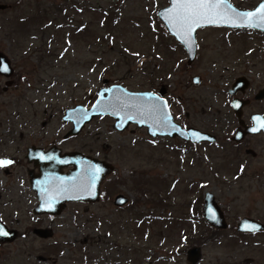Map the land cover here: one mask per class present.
<instances>
[{
    "label": "rangeland",
    "instance_id": "rangeland-1",
    "mask_svg": "<svg viewBox=\"0 0 264 264\" xmlns=\"http://www.w3.org/2000/svg\"><path fill=\"white\" fill-rule=\"evenodd\" d=\"M228 1L238 9L250 10L261 0ZM0 3L10 5L0 12V51L8 55L15 70V84L11 88L3 90L5 85L0 80V135L14 130L18 138L19 134L24 138L36 131L48 134L54 131L51 135L56 136L59 130L63 133L70 130L71 124L61 120L65 110L76 105L91 107L97 91L104 87V79L109 85L120 84L133 92L158 93L165 89L169 107L171 103L178 104L172 108V116L179 123L202 131V84L195 86L191 82L195 76L202 79V44L223 50H264V37L260 33L201 29L197 32L196 59L188 65L182 47L157 18V11L167 7L169 0H0ZM53 4L63 7L66 19L60 14L52 25L50 18L31 27L19 20L20 25L15 23L22 12L29 13L36 5L52 12L49 7ZM107 7L116 8L121 21L119 32L114 34L113 49H99L86 36L69 35L72 28L99 19L94 9ZM7 21L13 32L11 39L3 34ZM99 24L95 23L97 27ZM239 35H246L244 45ZM224 36H229L226 44L220 42ZM123 56L130 58L129 65ZM120 78L124 81L115 83ZM184 111L188 112V119L184 118ZM113 123L110 116L95 118L75 141L64 143L62 148L112 164L114 171L103 187L111 190V200L117 194L129 198V206L115 210L112 202L101 201L93 206H70L68 213L72 216L35 221L24 214L29 198L26 199L27 194L19 185L22 195L3 194L4 199L16 201L4 209L1 221L15 229L18 237L0 243V264L148 263L147 256L138 259L126 254L133 244L146 245L147 255L157 254L160 258L157 264H188L187 251L191 248L200 249L202 258L196 264H247L254 250L249 238L236 237L235 225L243 217L264 222V172L219 167L213 176L214 171L202 168V146L183 147L168 138L152 139L146 129L136 125L118 132ZM25 143L22 139L19 146ZM14 149L9 148L4 156H13ZM14 171L13 177L0 172V187L20 179L17 176L20 170ZM142 190L148 192L143 194ZM207 191L214 194L227 214L232 230L217 236L208 230L202 218V198ZM148 193L154 194L153 197H148ZM159 197L165 201H157ZM149 215L151 222L145 220ZM33 228L48 229L49 233L38 237ZM84 238L91 239L83 246L87 250H79L75 244ZM260 258L264 261V256Z\"/></svg>",
    "mask_w": 264,
    "mask_h": 264
},
{
    "label": "flooded vegetation",
    "instance_id": "flooded-vegetation-1",
    "mask_svg": "<svg viewBox=\"0 0 264 264\" xmlns=\"http://www.w3.org/2000/svg\"><path fill=\"white\" fill-rule=\"evenodd\" d=\"M206 30H227L229 32L237 33L253 31L250 29L209 27L202 29V32ZM260 34V37H264L263 33ZM245 36L246 35L238 36L242 45L247 42L244 38ZM215 38L217 39L219 37ZM228 38L229 36H224L221 38L220 42L226 44L228 43ZM6 56L8 57V55ZM8 59L10 66L14 70L9 57ZM195 77L199 80L198 85L202 84V131L197 128L187 126L188 124L179 123L178 119H175L173 116L172 117L174 123L180 126L181 129L187 130L189 128H194L202 132V137H204L202 142L196 144L191 141H185L179 137L159 138H168L169 140L178 142L183 147L202 146V168L208 167L210 170L214 171L213 176L217 175L215 171L220 169L219 167H221V169H232L238 171L253 170L264 172V127L261 126V124L264 123V50H255V48L223 50L214 48L212 45L207 47L202 44V79L199 76ZM192 79L193 77L191 78V82ZM0 80L5 85L3 90L6 91L9 87L11 88V86L15 84V70L10 78L0 76ZM7 84H9V86H7ZM166 94L167 91L165 90L164 97ZM175 106H178V104L173 106L171 103V108L168 104L170 113L172 112V108ZM179 110H182L180 109V106ZM183 115L185 119H188L189 114L187 111H184ZM45 123H47V121H45L42 125H45ZM253 128H256L257 130L252 131ZM70 130L64 133L59 130L56 136L51 135L54 131L50 134L42 131H36L34 132L35 135L33 133L23 138V135L19 134L20 136L18 138L17 133L14 130H7L4 132V135H0V160L12 161L10 164L0 166V172H2L5 176L13 177V175L16 174L14 170H20L17 174L20 179L17 178V180L11 182L7 181L10 183L4 184L0 187V198L2 197L0 199V220L4 209H6L9 204H14V201H16L13 199H4L3 194H7L8 196L16 195V193L22 195V192L18 189L19 185H21L24 194H27L26 199L29 198V206L32 204L30 208H28V206L24 209L27 210L24 214L27 213L26 216L35 218V221L72 216V213H68L70 206H93L99 204L101 201H107L109 203L112 202L115 210H121L129 206V198L123 194H117L111 200V190L109 188H106V190L104 189V180L100 186L99 199L95 203L67 202L64 204L59 215L51 213L38 214L35 211L37 205L39 204V199L38 190L35 189L33 185V179L40 175V155H45L50 151L58 152L60 155L77 152L73 149L64 150L62 148L64 143L75 141L77 136L80 134L79 133L76 136H67ZM22 139L26 143L19 146ZM12 146L15 147L13 156H4L5 152H8L7 150ZM72 169L73 167L62 168L61 172L63 174H67ZM206 193L213 194L209 191L204 192L203 194V219V206ZM119 195L128 199V202L120 207L115 205V199ZM214 201L220 208L225 218L227 228L220 230L210 226L205 219L204 221L206 222L208 229L216 230L214 235L217 236L224 231L232 230L233 226L228 224L227 214L223 212L222 208L217 203L215 196ZM243 218H250L264 224V222L252 217ZM241 219H239L238 222ZM237 223L235 225L236 237L249 238L251 249L254 250V255L251 258H248L246 263L264 264V261L260 258L264 256V231L239 233L237 231ZM8 229L16 232V239L18 237V232L13 228ZM36 230L45 232L46 236L49 233L48 229L42 230L41 228H33L34 235L38 237L41 236L36 234ZM90 240L91 239L84 238L81 241L87 246ZM199 246H202V243H199ZM187 263L191 264L188 261Z\"/></svg>",
    "mask_w": 264,
    "mask_h": 264
},
{
    "label": "water",
    "instance_id": "water-1",
    "mask_svg": "<svg viewBox=\"0 0 264 264\" xmlns=\"http://www.w3.org/2000/svg\"><path fill=\"white\" fill-rule=\"evenodd\" d=\"M264 5L261 0L253 9L241 10L225 0L223 10L231 18L229 21H217L208 23L201 20L192 25V31L186 34V29L174 21L176 9L174 0H169V5L157 11V18L166 32L182 46L187 54V64L190 65L196 58L197 32L209 27H223L228 29H251L264 34V20L261 16L264 12L258 11ZM230 6V8L228 7ZM10 5L0 3V12L6 11ZM254 13L252 18H240L235 13ZM7 66V72H0V76L10 78L14 71L10 66L7 56L0 51V66ZM192 83L198 85L199 80L193 77ZM104 87L97 91V98L86 108L76 105L65 110L62 117L64 123L71 124V130L67 136L78 135L85 125L93 119L110 116L114 119L113 128L124 131L129 125L146 129L147 135L153 139L159 137H179L192 143H201L202 132L194 128L181 129L173 121L167 101L163 97L165 89L158 93L151 91L133 92L119 84L109 85L108 80L102 81ZM9 86V84H7ZM73 167L67 174L61 172L62 168ZM99 169L97 172L96 170ZM40 175L33 179L34 188L38 190L39 204L35 211L38 214L51 213L59 215L67 202L95 203L100 196L102 182L114 171V166L102 160L85 156L79 152L66 153L50 151L40 155ZM128 202V199L119 195L115 199V205L120 207ZM203 217L206 222L217 229L227 228L225 218L214 201L211 193L205 194ZM0 230L7 233L0 235V243L11 242L16 237L14 230H9L0 220ZM239 233H253L264 231V224L250 219L242 218L237 224ZM36 234L45 237L46 233L36 230ZM200 249L191 248L187 252V261L196 264L200 260Z\"/></svg>",
    "mask_w": 264,
    "mask_h": 264
},
{
    "label": "trees",
    "instance_id": "trees-1",
    "mask_svg": "<svg viewBox=\"0 0 264 264\" xmlns=\"http://www.w3.org/2000/svg\"><path fill=\"white\" fill-rule=\"evenodd\" d=\"M25 7V6H24ZM23 7V9H24ZM72 7H76V5H72ZM52 12H48V10H46V8L44 9L41 5H36L34 8L30 9V12H25V14H23L22 12V16L18 17L17 21L15 22L16 24L20 25L23 24L26 27H31V26H38L42 20H48L49 18L52 19V22L50 25L53 24V21H56L57 19V15L62 16V18L66 19L67 14L65 12V10L63 9L62 6L57 5V4H53L52 6L49 7ZM21 11V10H20ZM25 11V10H24ZM90 11H92V9H90ZM94 12L99 15V19H97L96 21H94L93 24H83L82 26H77L75 29L72 28L69 31V35L72 37H83L86 36L87 38H89L90 42H93V46L95 44L96 47H98L99 49H102V47H106V48H110L113 49L115 47V37L114 34H116L117 32H119L118 29V23L121 22L119 20V16H118V10L116 8H97L94 9ZM20 13V12H19ZM18 13V15H19ZM18 20L20 22V24L18 23ZM100 22V24H99ZM96 24H99V27H97ZM2 25V23H1ZM0 25V26H1ZM6 31L3 32V34L5 35L4 37L11 39L13 36V32L11 31V26L8 24H6ZM2 28L0 27V30ZM84 32H86V34H84ZM117 39V38H116ZM137 53V52H136ZM123 61H125L126 65H129L131 63L130 58L128 57H124L123 56ZM124 81V78H120V80L115 81V83L118 82H122ZM144 186V184H142L140 186V188ZM143 194H146L148 191L146 190H142L141 191ZM154 194H150L148 193L147 196L152 198ZM160 199H158L157 201L161 200V201H165V199L159 197ZM145 220L151 222L152 220V215H149V217L145 218ZM127 228V226H126ZM121 228H118V230ZM123 230V229H122ZM209 231H211L212 233H215L216 230L213 229H208ZM117 231V230H116ZM113 233V232H112ZM131 234V233H130ZM143 242H145V240H143ZM147 244V242H146ZM75 246H78L79 250L80 248H84V250H87L85 247L86 246L82 241L79 242V244H75ZM148 247L145 245V247H138L137 245H131L129 250H127L126 254L129 257L132 256H137L138 259H140L141 257H148V263L146 262H142L140 264H157L158 260L160 259L159 256H157V254L152 253L151 255H147L146 251ZM148 251V250H147ZM86 260H87V256H86ZM120 260H117V262L119 263ZM122 262V260H121Z\"/></svg>",
    "mask_w": 264,
    "mask_h": 264
},
{
    "label": "snow or ice",
    "instance_id": "snow-or-ice-1",
    "mask_svg": "<svg viewBox=\"0 0 264 264\" xmlns=\"http://www.w3.org/2000/svg\"><path fill=\"white\" fill-rule=\"evenodd\" d=\"M225 0H174L176 15L174 21L178 22L180 26L186 29V34H189L193 29L192 25L197 24L201 20H206L208 23H215L217 21L227 22L231 18L223 10ZM230 8V6H228ZM264 12V5L258 10ZM236 16L244 18H252L254 13H235ZM261 20H264L262 15ZM9 69L5 66H0V72H7ZM264 127V123L261 124ZM253 128L252 131H256ZM12 163L10 160H0V166ZM97 172L99 169L96 170ZM4 231L0 230V235H6Z\"/></svg>",
    "mask_w": 264,
    "mask_h": 264
}]
</instances>
